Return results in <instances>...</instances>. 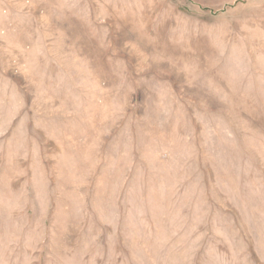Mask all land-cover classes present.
I'll use <instances>...</instances> for the list:
<instances>
[{"label": "rangeland", "instance_id": "1", "mask_svg": "<svg viewBox=\"0 0 264 264\" xmlns=\"http://www.w3.org/2000/svg\"><path fill=\"white\" fill-rule=\"evenodd\" d=\"M0 264H264V0H0Z\"/></svg>", "mask_w": 264, "mask_h": 264}]
</instances>
